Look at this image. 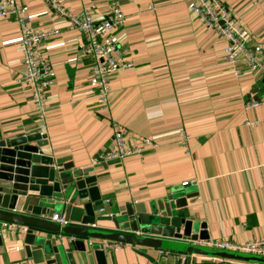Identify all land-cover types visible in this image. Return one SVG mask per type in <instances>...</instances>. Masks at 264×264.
Instances as JSON below:
<instances>
[{"label": "crops", "instance_id": "0c3cea01", "mask_svg": "<svg viewBox=\"0 0 264 264\" xmlns=\"http://www.w3.org/2000/svg\"><path fill=\"white\" fill-rule=\"evenodd\" d=\"M19 1L28 5L34 26L60 30L44 50L55 71L44 151L77 169H91L104 204L114 213L128 203L150 209L181 189L184 181L197 179L186 185L187 191L197 193L189 208L207 223L208 241L264 238V106L249 107L264 96V73H250L243 57L235 64L227 61L225 38L189 9L190 0H59L74 13L92 4L94 15L102 18L116 5L127 16L114 36L134 68L113 75L109 112L100 107L91 84L94 59L79 49L84 34L72 29L50 2ZM221 1L251 38L248 47L264 46V0ZM20 36L14 16L0 19V139L36 132L32 91L20 81ZM113 122L126 127L130 144L150 138L157 146L95 164L113 145ZM181 131L190 135V153L180 143ZM98 215L108 217L106 210ZM90 228L117 232L108 220ZM25 232H6L0 264L20 260ZM73 236L79 239L73 234L64 238ZM160 251L125 244L107 250V264H182L165 261ZM185 264L264 263L197 254Z\"/></svg>", "mask_w": 264, "mask_h": 264}, {"label": "water", "instance_id": "95a60500", "mask_svg": "<svg viewBox=\"0 0 264 264\" xmlns=\"http://www.w3.org/2000/svg\"><path fill=\"white\" fill-rule=\"evenodd\" d=\"M47 145V135L39 132L0 139V220L28 226L24 251L15 264H95V260L107 264L102 240L164 250L186 249L188 263L195 253L264 263L262 255L200 245L199 241L210 239L208 225L192 216L189 199L197 193L187 191L186 186L150 209L128 203L114 213L111 205L104 204L92 170L77 169L63 159H55L44 151ZM102 205L108 217L98 215L97 208ZM56 210L83 226L61 227L48 218ZM104 220L111 221L117 232L88 227ZM62 232L79 239L69 241ZM3 244L4 235L0 233V247Z\"/></svg>", "mask_w": 264, "mask_h": 264}, {"label": "built area", "instance_id": "2783aa9c", "mask_svg": "<svg viewBox=\"0 0 264 264\" xmlns=\"http://www.w3.org/2000/svg\"><path fill=\"white\" fill-rule=\"evenodd\" d=\"M55 7L70 23L72 29H77L85 36L84 44L79 46L83 54L91 56L94 63L91 69V84L97 90L98 103L103 111L111 109V79L114 74L121 70L134 68L132 61L125 59L126 50L120 48L115 39V32L123 27L127 21L125 12L118 6L113 5L108 13L102 18L94 15L95 5H87L80 13H74L59 3V0H46ZM188 7L197 14L208 27L214 29L225 38V58L235 64L244 58L250 67V73H264V46L255 45L248 47L251 38L244 35L240 23L233 17L231 10L221 0H190ZM14 16L20 28L19 48L22 54L23 70L20 81L29 86L35 105L37 117L36 132L45 134L48 128L47 116L49 111V93L54 84L55 71L51 63L46 59L45 46L60 30L55 27L41 29L33 25L29 15L28 5L19 0H0V19ZM238 76L243 73L236 71ZM264 106V96L256 98L249 103V107ZM113 145L99 155L94 163L102 160H124L134 155H140L157 144L153 139L143 138L137 144H130L129 134L126 127L118 122H113ZM190 135L180 132V143L189 152ZM189 183H197V179L186 180L183 186ZM104 207L97 212L102 213ZM51 219L61 227L75 224L63 214L54 213ZM96 227V223L89 225ZM28 227L16 223L0 220V233H14L18 230L27 231ZM74 240L75 237L73 236ZM106 250H118L125 246L124 243L109 240L100 241ZM201 244V242H199ZM88 244H92L89 240ZM207 247L218 250L246 253L264 256V238L245 241L242 243L224 240H211L202 242ZM160 254L165 261L175 260L185 264L189 254L160 249ZM197 255V254H192ZM215 260V258H213Z\"/></svg>", "mask_w": 264, "mask_h": 264}, {"label": "rangeland", "instance_id": "374dc122", "mask_svg": "<svg viewBox=\"0 0 264 264\" xmlns=\"http://www.w3.org/2000/svg\"><path fill=\"white\" fill-rule=\"evenodd\" d=\"M232 12V11H231ZM235 18V17H234Z\"/></svg>", "mask_w": 264, "mask_h": 264}]
</instances>
